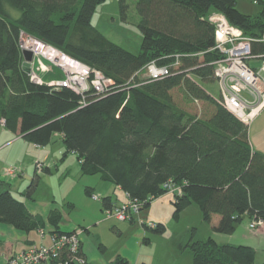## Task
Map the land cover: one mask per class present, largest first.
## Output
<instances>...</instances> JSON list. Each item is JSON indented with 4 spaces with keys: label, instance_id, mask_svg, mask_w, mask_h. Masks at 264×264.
<instances>
[{
    "label": "trees",
    "instance_id": "obj_1",
    "mask_svg": "<svg viewBox=\"0 0 264 264\" xmlns=\"http://www.w3.org/2000/svg\"><path fill=\"white\" fill-rule=\"evenodd\" d=\"M104 1L0 0V123L38 147L60 136L66 153L83 161L85 175H100L143 202V209L168 194L163 185L174 180L182 187V194L174 196L176 216L196 204L214 233L233 234L245 215L264 220V153L252 147L249 127L222 98L200 85L218 83L214 63L222 58L208 15L219 12L246 36L260 39L264 0H257L263 8L256 16L241 13L236 0H135L143 37L139 53L94 26L93 16ZM119 4L126 21L128 0ZM22 34L101 71L114 82L113 90L89 93L84 100L71 89L34 83L24 63ZM252 49L264 54V43L256 41ZM151 62L168 74L140 79ZM180 89L199 112L175 103L173 91ZM39 180L36 171L28 195ZM102 201L114 207L109 197ZM0 221L25 232L46 225L8 187L0 192ZM60 221V212L53 211V233L62 232ZM143 225L156 235L167 230L163 223ZM187 247L193 264H258L253 247L221 244L213 237ZM112 264L128 262L118 257Z\"/></svg>",
    "mask_w": 264,
    "mask_h": 264
},
{
    "label": "crops",
    "instance_id": "obj_2",
    "mask_svg": "<svg viewBox=\"0 0 264 264\" xmlns=\"http://www.w3.org/2000/svg\"><path fill=\"white\" fill-rule=\"evenodd\" d=\"M11 14L15 16L18 15V13L13 10H11ZM34 61L36 62L37 60ZM54 70L58 71L63 78L60 69L55 68ZM249 128L252 147L255 150L264 153V111L252 123V125L249 126ZM56 137L60 139L59 141L62 143V147L57 149V145L51 146L52 143L46 147H38L27 142L21 136L15 135L6 130L3 124L0 123V181L2 182V180H4L5 182L0 188V192L7 186L16 198L24 202L30 213L42 217L46 222L44 229L26 233L25 231L18 230L12 225L0 221V264H6L12 256L20 254L28 250L30 247H40L42 245L50 246L54 227L49 222V216L53 211H58L61 214L60 229L62 232H82V251L88 263L112 264L118 257H122L128 262V264H158L160 262L158 258L161 254H164V252L162 251L159 253L160 250L157 249L158 244L156 242L159 239L157 238L159 236L156 234L149 235V229L143 225V223L146 222L145 220L140 219L139 217V219H134L132 222L108 220L105 215L103 217V214L99 212L96 206L94 207V205H92V202L85 195L83 196V202L87 205L85 208H80V203L70 199L69 196H64L61 201H58L51 194L49 200L44 203L38 202L35 199L34 194L38 191L42 175H45L43 174L45 173V169L49 170L48 174H52L50 164L54 162L53 159H55V156L64 152V158L71 155L78 159V156L75 153L67 154L62 138L60 136ZM19 148L25 149L26 153L21 154L20 152H17V149ZM4 152H7V154L2 155ZM79 161L80 160L78 159V162ZM10 164L17 165V167H14L15 172L12 175L8 172ZM79 166V178H82L85 174L83 173L82 164L80 162ZM66 169V173L71 172L69 167ZM36 171L40 175V180L38 181L34 192L31 195H28L27 189ZM17 179L20 181L19 193L12 189V183ZM101 180L104 181L103 179ZM98 187L101 188V194H104L102 193V190L106 192L102 198L109 197L113 206H118L127 200V194L119 187L115 186L113 193L110 194L112 190L106 188L101 181L91 183V185L86 188L87 194H92ZM66 207L74 214L81 211L80 214H82V219L76 220L73 219L72 216H69V220L63 222V212ZM102 207L101 211H104L106 209L104 204ZM246 216L248 215H245L244 217ZM138 220L141 223L140 226H138V222H136ZM161 221L162 220H158L153 223L158 224L161 223ZM208 234L221 244L231 243L236 245H246L253 247L254 249H256V245L253 244L264 245V226L249 235L255 240L253 244L248 242L249 238L241 236L238 233L237 228L233 234L226 235L214 233L212 226L209 225ZM111 237L116 239L113 242H110L109 238ZM235 239L240 240V243H234L233 240ZM168 244H171L173 247L176 244L177 247L179 241H176L173 235L168 239L166 251L168 250Z\"/></svg>",
    "mask_w": 264,
    "mask_h": 264
},
{
    "label": "built area",
    "instance_id": "obj_3",
    "mask_svg": "<svg viewBox=\"0 0 264 264\" xmlns=\"http://www.w3.org/2000/svg\"><path fill=\"white\" fill-rule=\"evenodd\" d=\"M208 20L215 27V49L222 54V58L214 63L222 102L237 120L249 127L264 111V54H254L252 49L254 42L264 43V34L260 39L248 37L242 29L232 25L223 14L216 11L208 15ZM21 48L22 52L32 53L33 65L34 60L45 63L41 66L43 72H50L55 68L61 70V81L47 84L49 86L71 89L83 98L89 93L102 96L113 90L114 82L101 71L34 37L22 34ZM250 60H262V66L259 69L252 67ZM167 74V68L151 62L142 75L146 80L154 81ZM29 76L34 83L46 84L42 82L34 66L29 69ZM79 162L83 163L82 160ZM8 172L14 174L15 168L10 167ZM163 188L174 196L182 194V187L174 180H169ZM127 196V200L120 205L105 209L106 219L132 222L135 216H139L145 204ZM99 199L94 197L96 201ZM143 224L150 228L156 226L150 222ZM263 226L264 220L253 219L250 229L257 230ZM81 234V231L53 233L50 246L30 247L12 256L6 264H88L82 251Z\"/></svg>",
    "mask_w": 264,
    "mask_h": 264
},
{
    "label": "rangeland",
    "instance_id": "obj_4",
    "mask_svg": "<svg viewBox=\"0 0 264 264\" xmlns=\"http://www.w3.org/2000/svg\"><path fill=\"white\" fill-rule=\"evenodd\" d=\"M236 1L237 9L241 13L246 15L256 16L262 11L263 8L262 4L258 3L257 0ZM128 4V17L127 20L124 21L121 17L119 0H105L100 6H98L93 16L92 23L111 41L117 43L118 45L122 46L124 49L132 53H139L141 51L143 40L142 34L138 29L140 17L136 10V1L128 0ZM25 64L26 67L30 70L34 66L36 73L42 78L43 83L51 84L61 81L62 76L58 71H42L41 66L45 63L41 60H37L35 62L36 66L33 65V63ZM250 64L252 67L259 69L262 66V60H250ZM140 79H144V77L141 75ZM200 85L203 86V88L212 96L216 98L221 97L218 83H201ZM173 98L175 103L179 107L184 108L186 111H189L192 114H196L197 112H199V109L191 101L186 99L182 89L173 91ZM59 140V138L55 137L54 142L51 146L57 145V149L59 147H62L63 145ZM7 152H4L2 155L7 154ZM17 152H20L21 154L26 153L25 149L22 148L17 149ZM63 154L64 152L55 156V159H53L54 162L50 164L52 174L43 173L45 175H42L38 191L34 194L35 199L38 202L44 203L49 200L51 194L58 201H61L64 196H69L70 199H73L80 203V208H85L87 207V205H85L83 202V196L85 195L92 202V205H94V207L96 206V208L100 213L103 214L104 217L106 212L105 210L101 211V209L103 208L102 197L104 194H106V192L102 190V193L104 194H101V188L98 187L97 190H95L92 194H87L86 188L90 186L91 183L101 181L106 188L112 190L110 192V194H112L115 186L111 183L102 181L100 175H83L82 178H79L80 166L78 159L71 155H68L66 158H64ZM15 166L17 167L16 164L9 165V167L12 168H14ZM67 167H69L71 172L66 173ZM2 182H4V180H2ZM1 187L2 185H0V188ZM5 188H7V186L4 187V189ZM12 189L15 192L19 193L20 181L18 179L16 181H13ZM94 197H99V201L94 200ZM174 201L175 197L171 193L156 198L148 208H145L140 212L139 216H135V219H143L146 221V223H153L155 221L162 220L161 223L166 226V232L164 234L158 235L159 237L157 238L159 239L156 241L158 244L157 249L160 250L159 253L162 251L164 252V254H161L159 256L158 260H160V262L158 264H193L192 253L187 246L199 239H208V237H210L208 234L209 224L203 220L201 209L196 204H192V206L180 213L179 216H176L175 206L173 205ZM61 204L63 205L62 202ZM80 212L81 211L77 212V214H74L73 212H70L66 207L63 212V222L68 221L69 216H72L73 219L81 220L82 214H80ZM136 222H138V226L141 225L139 220ZM252 222L253 219H250L248 216H246L237 225L238 233L241 236H246L247 238H249L248 242L251 244L255 242V240L251 238V236H249L255 231L250 229V224ZM149 235H154V233L150 231ZM173 235L175 237V240L179 241V245L176 247L175 244V246L173 247L171 244H168V250L166 251L168 239ZM115 239L116 238L114 237L109 238L110 242H113ZM233 241L234 243H240V240L237 239ZM253 245H256V263H264V245ZM161 246L163 247V249Z\"/></svg>",
    "mask_w": 264,
    "mask_h": 264
},
{
    "label": "water",
    "instance_id": "obj_5",
    "mask_svg": "<svg viewBox=\"0 0 264 264\" xmlns=\"http://www.w3.org/2000/svg\"><path fill=\"white\" fill-rule=\"evenodd\" d=\"M24 60L28 63H31L33 61L32 53L29 51H23L22 52Z\"/></svg>",
    "mask_w": 264,
    "mask_h": 264
}]
</instances>
